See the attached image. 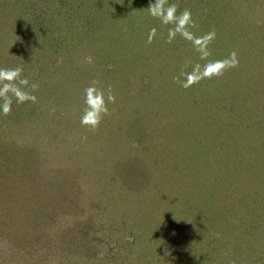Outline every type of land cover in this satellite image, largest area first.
<instances>
[{
    "label": "rangeland",
    "instance_id": "rangeland-1",
    "mask_svg": "<svg viewBox=\"0 0 264 264\" xmlns=\"http://www.w3.org/2000/svg\"><path fill=\"white\" fill-rule=\"evenodd\" d=\"M150 2L0 0V68L39 86L0 112V264H264V0H169L215 29L208 60ZM93 82L116 96L95 131Z\"/></svg>",
    "mask_w": 264,
    "mask_h": 264
},
{
    "label": "clouds",
    "instance_id": "clouds-1",
    "mask_svg": "<svg viewBox=\"0 0 264 264\" xmlns=\"http://www.w3.org/2000/svg\"><path fill=\"white\" fill-rule=\"evenodd\" d=\"M148 8L149 15L158 19L163 25H172L168 28L167 43H172L177 35L190 42L195 50L200 54L201 60H208L212 55L210 45L216 39L215 29L197 36L191 29L197 27V21L193 18L191 9L185 8L179 11V5L170 3L169 0H151ZM157 35V28L149 30L147 43L151 44ZM187 67V65H186ZM239 67V59L236 51H232L228 57L209 61L203 66L195 64L191 72H182L184 80L173 77L174 83H179L183 88L188 89L193 85L199 84L205 79L221 77L229 69ZM22 67L0 68V112L8 116L12 112L13 98L15 103L24 104L25 102L36 103L37 97L33 94L38 90V84L32 83L29 88V79L23 75ZM116 96L112 86L107 90L97 87L96 82L84 90V103L86 108L81 116L80 123L95 131L103 123L105 116L110 115V104H115ZM230 264L236 262L230 261Z\"/></svg>",
    "mask_w": 264,
    "mask_h": 264
},
{
    "label": "trees",
    "instance_id": "trees-1",
    "mask_svg": "<svg viewBox=\"0 0 264 264\" xmlns=\"http://www.w3.org/2000/svg\"><path fill=\"white\" fill-rule=\"evenodd\" d=\"M29 239H30L32 242H33V241H39V240H40L39 237H38V235H35V236L33 235L32 238H31V236H30ZM30 240H29V241H30ZM40 244L42 245V242H41ZM43 245H44V243H43ZM43 245H42V246H43ZM29 251L31 252V250H29ZM28 254H29V253L26 251V252H25V255H28ZM38 256H41V255H38ZM13 258H14V257L12 256V259H13ZM39 258H40V261L43 260V257H39ZM6 260H7V259H6ZM7 262H8V261H7Z\"/></svg>",
    "mask_w": 264,
    "mask_h": 264
}]
</instances>
